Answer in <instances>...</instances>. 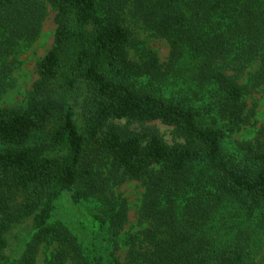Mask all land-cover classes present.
I'll use <instances>...</instances> for the list:
<instances>
[{
  "label": "trees",
  "instance_id": "trees-1",
  "mask_svg": "<svg viewBox=\"0 0 264 264\" xmlns=\"http://www.w3.org/2000/svg\"><path fill=\"white\" fill-rule=\"evenodd\" d=\"M49 5L54 44L37 62L27 105L0 107V264H35L34 241L21 259L4 253L5 231L29 216L37 237L60 238L57 260L72 264H264V129L238 155L226 148L247 122L244 97L264 89V0H0V94L13 85L9 57L39 37ZM139 23L168 40L167 62L151 49L131 57ZM81 83L86 132L75 120ZM56 115L49 140H36ZM122 119L160 121L183 142L113 122ZM104 158L111 177L95 171ZM128 179L144 184L146 226L123 237L120 261L129 208L105 192ZM64 193L103 200L80 220L102 249L93 239L84 254L71 231L48 225Z\"/></svg>",
  "mask_w": 264,
  "mask_h": 264
},
{
  "label": "rangeland",
  "instance_id": "rangeland-1",
  "mask_svg": "<svg viewBox=\"0 0 264 264\" xmlns=\"http://www.w3.org/2000/svg\"><path fill=\"white\" fill-rule=\"evenodd\" d=\"M56 11L49 5L48 15L45 18L39 37L32 43L28 44L25 41H20L16 51L9 57V60L16 61V67L12 74L13 85L5 92L0 94V107H19L26 106L29 100V96L32 90V84L39 78L37 72V62L52 48L54 44V36L57 28L55 21ZM137 31V37L139 40L138 49H131V57H137L144 49H151L156 52L160 61L165 63L169 59L170 44L167 39L156 37L152 35L150 30L144 28L139 23L135 24ZM258 68L256 63L251 67V72ZM247 75L242 78V82L246 81ZM167 89V88H166ZM172 89L168 88V93ZM88 87L84 84H80V90L76 95L75 104V120L79 128L83 131H87L86 118L89 114L87 106H85L84 97L87 96ZM245 115L247 122L243 124L242 128L236 132L228 134L226 139V148L230 153L237 154L238 145L241 143H255L258 138H261V132L264 129V89L256 90L253 93L244 97ZM58 122V116H54L49 123L41 130L36 136V140H49V134L52 132ZM114 123H118L123 127H127L132 130H141L145 127L153 126L157 128L162 135L163 139L169 143L183 142L176 132L175 128L170 125H166L160 121H152L146 123H128L127 120H115ZM91 146H95L91 142ZM1 147V146H0ZM110 159L104 158L102 163L98 164L95 171L102 173L104 177H111ZM108 186V185H107ZM79 189L82 187L79 186ZM144 184L142 180L128 179L122 184H115L112 181L109 183L106 195H110L118 199H125L128 204V219L121 231L120 248L116 252V256L120 261L126 260L128 251V245L123 241V237L128 233H134L146 226L139 220V210L144 197ZM18 200H22V193L16 195ZM19 196V197H18ZM105 197V195H103ZM102 199L97 196L83 199L81 202H75L70 193H64L61 195L56 203L52 217L48 221L49 226H55L64 231H71L77 238V241L83 247L84 254H89V251L93 248V234L83 226L80 222L83 215V208L97 211L102 206ZM38 230L33 228V217H25L20 221L11 225L4 233L7 245L4 253L7 257L17 256L21 259L28 249V244L31 242L36 243L35 264H72L71 258L66 261L57 260L59 252L63 250V243L60 238L53 232L43 235L42 238L37 237ZM94 242L100 249L99 244H102L101 238L94 239ZM114 250V244H111L110 251ZM93 254V253H92Z\"/></svg>",
  "mask_w": 264,
  "mask_h": 264
}]
</instances>
